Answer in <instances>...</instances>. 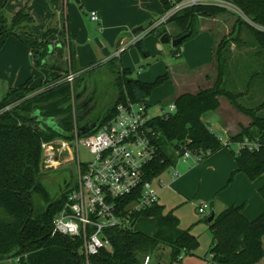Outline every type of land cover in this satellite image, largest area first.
I'll list each match as a JSON object with an SVG mask.
<instances>
[{
  "label": "trees",
  "instance_id": "trees-1",
  "mask_svg": "<svg viewBox=\"0 0 264 264\" xmlns=\"http://www.w3.org/2000/svg\"><path fill=\"white\" fill-rule=\"evenodd\" d=\"M8 1L0 0V51L10 37L16 36L30 47L37 67L48 65L46 61L53 55L48 38L53 33L64 36L66 31H59L50 25L44 34H36L33 30L36 21L26 6L10 18L5 15ZM225 1L239 8L252 22L264 27V0ZM160 2L165 10L172 6L170 0ZM228 13L222 7L198 5L176 14L170 22H175L181 31L185 34L190 32L191 36L173 50L174 55H178L181 45L194 36L200 17L217 18ZM243 26L252 32L264 52V32L241 17L230 33L231 40L241 42ZM164 30L155 28L151 33L161 37L167 34ZM227 45L228 41L223 39L214 48L216 78L211 87L179 95L173 101L176 105L174 113L154 117L150 121L149 128L151 133L156 134L159 148L157 158L148 168L150 181L159 178L168 168L175 167L186 150L195 155L207 154L205 157H208L224 149L218 135L203 120L206 113L220 108L219 99L222 97L252 117L249 126H241L240 132L229 139L241 142L248 138L261 145L259 151L242 150L239 155L231 151L237 170L232 174L230 182L237 173L245 174L251 181L264 176V114L261 113L264 111V102L255 109H246L237 102L238 96L225 88ZM135 46L143 54L149 55L142 47V41ZM64 47L60 46L57 50L61 55ZM69 60L74 70L76 56L72 50L69 52ZM65 64L68 66V63ZM100 67L107 68L114 75L116 99L111 109L99 120L89 121L84 126L81 122L85 119V111L74 104L77 98L74 86L61 82V76L52 83L44 84L38 91L33 89L30 79L11 89L0 100V262L19 258L18 264H85L81 241L53 234V222L65 204L69 184L55 195L53 188L45 183L41 143L61 137L68 138L75 127L81 136L93 134L114 116L119 104L128 101L148 104L147 99L152 93L171 79L169 72L153 82L131 79V71L122 68L119 57L112 58ZM68 72L69 68L64 75ZM7 107L11 109L6 110ZM35 114L51 120L55 126L35 122L32 119ZM57 175V181L63 184L70 178L68 172H58ZM260 195L264 199V186L260 189ZM130 202V199L124 200L121 206ZM244 207L231 206L209 223L212 245L208 264H259L263 260L264 213L248 221L243 216ZM140 218L155 220L154 235L137 230L109 229L106 234L112 250L102 249L92 258V262L144 264L146 258H149V264H162L158 252L166 246L171 249V262L174 264L181 262L182 255H192L199 249V238L190 229L181 228L174 211L166 212L163 206L156 204L133 215L135 223Z\"/></svg>",
  "mask_w": 264,
  "mask_h": 264
},
{
  "label": "crops",
  "instance_id": "crops-1",
  "mask_svg": "<svg viewBox=\"0 0 264 264\" xmlns=\"http://www.w3.org/2000/svg\"><path fill=\"white\" fill-rule=\"evenodd\" d=\"M24 6L36 21L33 27L36 34H44L46 28L53 25L59 31H66L68 45L62 41L60 33H53L48 38L51 44L50 51L53 54L49 57L55 60L56 66H49L47 60L48 65L41 66L40 70H37L39 68L36 66L30 47L19 37H10L0 51V100L9 90L19 87L30 79L33 87H39L46 83H52L61 74H65L66 62L59 63L54 56V53L58 52L59 47L63 45H65L64 50L67 58L69 59V52L72 50L76 56L75 67H81L83 70L89 66L95 68L103 66L114 57L120 58L121 66L124 68L122 58L130 51L142 54L141 64L161 57L160 37L157 33H151L152 25L165 12L160 0H9L5 6V15L10 18ZM92 12L97 13L99 18L97 22L91 20ZM140 27H143V31L134 34V30ZM201 31L206 33L204 30ZM203 33L202 35H204ZM139 41H142V47L148 51L149 55L141 53L142 51L135 46ZM200 41L198 38L197 46L202 44ZM211 44L212 42H210ZM215 46L212 47V53ZM171 54L174 55L173 50ZM181 54L180 48L179 54L174 56L179 57ZM58 64H63V68L58 69ZM185 64H187V59H180L178 62L172 60L167 65L165 73L170 72L171 79L168 82H171L174 87L172 102L181 94L195 93L200 88L209 86L207 84L210 74L206 72L208 65L202 66L203 63H195L194 69H191ZM159 67L161 72V64ZM180 69H184L186 73L194 74L195 78L187 83L179 75ZM160 72L156 78L161 76ZM220 124H223L221 120ZM222 130L227 132L223 125ZM192 159L194 164L189 165L188 163L189 167L181 173L176 171L168 183L161 177L158 187L155 186L159 191V205H161L160 193L162 196L166 191L179 194L182 198L192 201L190 183L193 181L200 183L198 196L205 190L201 202H208L210 216L212 211L219 215L231 206L241 205H245L243 216L248 221H253L264 213V199L260 195V189L264 186V176L256 181H251L245 174L237 173L233 181L230 182L232 174L237 170V163L234 155L227 153L224 149L209 155L201 162H198L196 158ZM187 162L188 160L184 163ZM177 187L182 190L183 195L176 191ZM218 200L224 204L221 212L215 210ZM137 222L135 229L143 232L137 228ZM155 232L156 229L153 233H143L152 236ZM205 263L208 264L207 261ZM259 264H264V258Z\"/></svg>",
  "mask_w": 264,
  "mask_h": 264
},
{
  "label": "built area",
  "instance_id": "built-area-1",
  "mask_svg": "<svg viewBox=\"0 0 264 264\" xmlns=\"http://www.w3.org/2000/svg\"><path fill=\"white\" fill-rule=\"evenodd\" d=\"M172 6L152 25L160 28L170 22L179 12L198 5H214L236 11L238 16L259 31L264 27L255 24L235 5L225 0H170ZM91 20H99L92 12ZM78 74L68 72L61 82L73 84ZM147 103L126 102L117 106L114 116L97 132L85 136L75 127L68 138H57L41 143L42 166L48 172L64 169L70 174L67 195L62 210L53 222V234L79 240L85 264H95L92 258L102 249L112 250L106 231L136 230L133 215L159 204V191L153 181L148 179V168L158 156L156 134L151 133ZM7 107L6 110H10ZM176 105L172 103L169 112L174 113ZM163 114V115H164ZM223 147L239 155L242 150L259 151L258 142L245 138L233 142L218 136ZM85 150L88 158H82ZM207 155V154H206ZM205 154L195 155L190 150L179 159L187 161L196 158L204 160ZM76 166L72 173L70 165ZM130 199V203L121 206V202ZM210 208L209 204L197 206L200 214ZM19 262V258L15 259ZM146 258L144 264H149Z\"/></svg>",
  "mask_w": 264,
  "mask_h": 264
},
{
  "label": "rangeland",
  "instance_id": "rangeland-1",
  "mask_svg": "<svg viewBox=\"0 0 264 264\" xmlns=\"http://www.w3.org/2000/svg\"><path fill=\"white\" fill-rule=\"evenodd\" d=\"M238 18L239 16L234 10L217 18L200 17L194 36L190 40L184 42L180 47L182 51L181 56L177 57L171 54V51L175 49L172 44L161 43L160 58L156 60L151 59L148 60V63L141 64V60H143L142 54L137 53V51H130L123 56L122 64L125 69L131 71V79L154 81L160 72L159 64H161L160 73L162 75L165 73L167 65L172 60L178 62L180 59H187V64L185 65L191 69H194L193 65L195 63H203L202 66L208 65V70L206 72L210 74V77H208L209 80L207 85L211 87L216 78V66L212 47L225 39L228 41L226 49L228 67L225 78V88L238 96L237 102L242 107L246 109H255L264 102V52L256 43L252 32L246 26L242 27L240 43H235L231 40L232 36L230 33L238 21ZM54 28L57 27L54 26ZM160 28L162 30L165 29L164 31L170 35L171 39L179 38L185 34L184 31H181L177 27L175 22H169ZM201 30H204L206 33H203ZM202 33L204 35H202ZM198 38L201 40L200 43H202L200 46H197ZM61 39L65 45H68L66 35L61 36ZM206 42H208V44H206ZM210 42H212L211 45ZM54 56L59 62L64 61L68 63L69 72L78 74L75 82L71 85L74 86L75 95H77V98L74 99L75 106L85 111V119L81 122V125L84 126L88 124L89 121L94 122L99 120L111 109V106L115 102L116 91L113 84L114 75L110 74L109 70L105 67L95 69V67L89 66L85 70L81 67L73 70L65 50H63L62 55L59 52H55ZM38 68L37 70H40V67ZM178 73L181 75L182 80L187 81V83L195 78L194 74L186 73L184 69H180ZM64 77L65 75L61 74V78ZM43 87L44 85L33 87V89L38 91ZM173 92L174 87L172 83L166 82L152 93L147 99L149 105L148 114L151 118L159 117L165 112H169V107L173 103L171 98ZM219 100L220 108L217 111L208 112L203 116L205 123L210 126L211 130L216 135L228 138V135L230 137L238 134L241 126L247 127L251 124V116L236 108L227 98L222 97ZM261 113L264 114V111ZM220 120L223 123V127L227 129V132L222 130ZM45 124L50 127L55 126L51 120H47ZM224 150L231 154L229 149L224 148ZM81 155L84 159L88 158L85 150L81 151ZM188 163L189 165H193L194 160L188 158L186 164L182 160H179L176 167L168 168L162 176L153 180L154 186L158 187L161 182V177L168 183L176 171L181 173L185 168H188ZM70 170L72 173H76V166L74 165L73 167V164H71ZM58 172L67 171L61 169L56 172H48L44 169V181L48 186L53 188L55 195L59 190L57 181ZM190 187L192 188V194L190 196L192 201L182 198L179 194H174L171 191H166L162 196L160 193L161 206L165 208L166 212L175 211V214L181 220V228L184 230L190 229L191 233L197 236L200 241V247L195 253L192 255H182L181 262L174 264H206L205 261H210L209 251L212 243V234L208 228L209 224L207 222L210 211L206 212V214H199L196 210V207L203 201L202 196L205 190L198 196V192H200V183L192 181ZM176 191L181 194L183 193L178 187ZM223 208L224 204L221 200H218L215 210L221 212ZM137 228L145 233H153L156 229L155 220L153 218H140L137 222ZM162 248L163 249H160L158 252L160 263L173 264L171 262V250L166 246ZM81 254L83 255L82 251ZM0 264H18V261L8 260V262H0Z\"/></svg>",
  "mask_w": 264,
  "mask_h": 264
},
{
  "label": "water",
  "instance_id": "water-1",
  "mask_svg": "<svg viewBox=\"0 0 264 264\" xmlns=\"http://www.w3.org/2000/svg\"><path fill=\"white\" fill-rule=\"evenodd\" d=\"M140 31H143V27H140V28H137L134 30V34H136L137 32H140ZM191 36V33H187L179 38H175V39H171L167 34H164L160 37V41L162 44H172L173 48H176L178 45H180L183 41H185L186 39H188L189 37ZM48 64L49 66L51 67H55L56 66V62L55 60H53L52 58H48ZM57 68L58 69H61L63 68V64H58L57 65ZM65 70L67 71L68 70V66L66 65L65 67ZM32 119L35 121V122H47V120L45 119H42L38 114H35L32 116ZM216 217V214L214 211H212L211 213V216L208 218V222L209 223H212L214 221Z\"/></svg>",
  "mask_w": 264,
  "mask_h": 264
},
{
  "label": "flooded vegetation",
  "instance_id": "flooded-vegetation-1",
  "mask_svg": "<svg viewBox=\"0 0 264 264\" xmlns=\"http://www.w3.org/2000/svg\"><path fill=\"white\" fill-rule=\"evenodd\" d=\"M70 181H71V178H69V180L64 182V184L61 182H58L59 190L61 191L65 187V185H68L70 183Z\"/></svg>",
  "mask_w": 264,
  "mask_h": 264
}]
</instances>
